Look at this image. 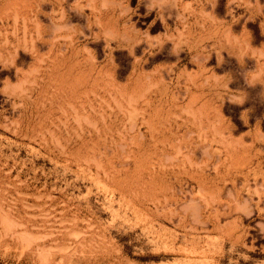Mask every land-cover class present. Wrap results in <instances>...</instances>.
I'll list each match as a JSON object with an SVG mask.
<instances>
[{
  "label": "rangeland",
  "instance_id": "rangeland-1",
  "mask_svg": "<svg viewBox=\"0 0 264 264\" xmlns=\"http://www.w3.org/2000/svg\"><path fill=\"white\" fill-rule=\"evenodd\" d=\"M0 264H264V0H0Z\"/></svg>",
  "mask_w": 264,
  "mask_h": 264
},
{
  "label": "bare ground",
  "instance_id": "bare-ground-1",
  "mask_svg": "<svg viewBox=\"0 0 264 264\" xmlns=\"http://www.w3.org/2000/svg\"><path fill=\"white\" fill-rule=\"evenodd\" d=\"M56 25H57V24H56ZM57 26H58V25H57ZM57 26H56V27H57ZM42 66H43V65H42ZM50 66H51V65H50Z\"/></svg>",
  "mask_w": 264,
  "mask_h": 264
}]
</instances>
